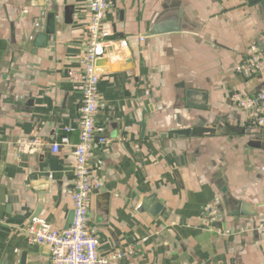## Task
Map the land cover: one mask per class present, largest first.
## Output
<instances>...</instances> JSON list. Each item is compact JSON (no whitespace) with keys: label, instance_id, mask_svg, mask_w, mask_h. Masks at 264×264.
<instances>
[{"label":"crops","instance_id":"obj_1","mask_svg":"<svg viewBox=\"0 0 264 264\" xmlns=\"http://www.w3.org/2000/svg\"><path fill=\"white\" fill-rule=\"evenodd\" d=\"M253 1L110 0L104 30L115 39L98 61L95 116L110 142L89 160L108 195L91 193L88 218L100 256L133 251L112 264H264V234L253 231L264 217V128L230 99L264 85V72L234 73L252 44L264 54ZM49 14L54 32L35 47ZM179 14L181 30L171 32ZM89 16V0H0V187L8 208L0 210V264L22 256L49 264L48 248L29 244L24 228L38 210L34 218L64 230L72 212L81 89L67 74L78 67ZM150 26L160 34L148 36ZM188 89L206 94V110L186 104ZM196 126L215 132L171 134ZM35 137L46 144L16 153L19 140ZM63 137L69 144L54 154L50 145ZM222 186L255 215L226 216ZM150 197L165 217L140 210ZM205 209L218 212L220 229L205 221Z\"/></svg>","mask_w":264,"mask_h":264},{"label":"built area","instance_id":"obj_2","mask_svg":"<svg viewBox=\"0 0 264 264\" xmlns=\"http://www.w3.org/2000/svg\"><path fill=\"white\" fill-rule=\"evenodd\" d=\"M109 8L110 0H89L90 16L86 25L84 50L78 67L70 69L67 74L68 81L81 89L77 143L73 146L72 223L64 230H56L48 222L33 218L24 228L29 244L48 248L49 264H112L133 255L130 249H120L107 256H100L98 241L91 232L88 218L90 195L101 187L98 176L90 169V155L94 147L110 142L99 135L95 127L99 106L98 61L103 51L112 44L108 40L110 34L104 30V20ZM22 12L26 13L27 9L24 8ZM262 72L264 54L256 44H252L246 60L236 65L234 73L243 79H249ZM230 99L254 126L264 128V85L254 95L244 96L240 92H234ZM45 144L39 137L21 139L16 143V153L22 155ZM68 144V138L63 137L60 144L54 143L50 147L56 154L60 145ZM203 215L210 226L219 221L216 210L205 209ZM253 231L264 234V217L259 218Z\"/></svg>","mask_w":264,"mask_h":264},{"label":"water","instance_id":"obj_3","mask_svg":"<svg viewBox=\"0 0 264 264\" xmlns=\"http://www.w3.org/2000/svg\"><path fill=\"white\" fill-rule=\"evenodd\" d=\"M253 4H256L258 6L260 12L262 13L263 19H264V0H254ZM179 17H180V14L178 15L177 23H174L173 27L171 28L172 29L171 32H179L181 30L180 28L181 20L179 19ZM173 21H176V19H174ZM53 24H54V17L52 16V14H49L47 16V25H46L45 33L37 37V40L34 44L35 47H41L42 45L46 43L47 35H51L54 32ZM150 27L151 28L149 29V32L147 34L148 36H156L160 34L156 26L154 27L150 26ZM118 37H122V36L118 35ZM111 39H115V36L108 37V40H111ZM185 98H186V104L188 106L197 108L200 110L207 109L206 94L204 92L188 89L185 91ZM140 126H141V132H140L139 140L142 141L143 136H144V125L140 124ZM214 132L215 130L212 128L196 126L194 128L172 131L171 134L177 135V136H184V137H190V136L191 137H203V136L212 135L214 134ZM99 191L102 195L107 197L108 194L105 192L103 188H100ZM220 191L222 192L224 196L223 205H224V211H225L226 216H233L237 218V217H250V216L255 215L254 211H252L253 213L250 211L251 206L249 204L234 198L227 191V188L225 186H222L220 188ZM3 193H4L3 187H0V210L2 209V212L5 211L7 213L8 208L6 207ZM41 203L42 202L39 203L40 207L42 206ZM141 209L148 212L152 216H156L160 214L161 212H163L164 217L166 216V213L164 212V204L155 201L154 197L145 198L141 203L140 210ZM2 212L0 213V218L2 216L1 215ZM38 212L39 211L36 210L35 214L33 215V218L38 217L39 215ZM72 219H73V212L69 214L65 229L71 225ZM212 226L217 229H220L221 224L217 222V223H214ZM20 264H25L24 256H22ZM122 264H125V260H122Z\"/></svg>","mask_w":264,"mask_h":264}]
</instances>
